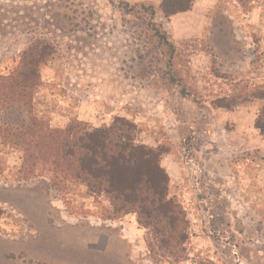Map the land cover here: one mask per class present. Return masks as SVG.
Listing matches in <instances>:
<instances>
[{
    "label": "rangeland",
    "instance_id": "rangeland-1",
    "mask_svg": "<svg viewBox=\"0 0 264 264\" xmlns=\"http://www.w3.org/2000/svg\"><path fill=\"white\" fill-rule=\"evenodd\" d=\"M43 46L32 114L0 103V264H264V0H0V78ZM33 117L134 123L186 213V257H155L105 194L26 174L1 130Z\"/></svg>",
    "mask_w": 264,
    "mask_h": 264
},
{
    "label": "trees",
    "instance_id": "trees-1",
    "mask_svg": "<svg viewBox=\"0 0 264 264\" xmlns=\"http://www.w3.org/2000/svg\"><path fill=\"white\" fill-rule=\"evenodd\" d=\"M171 9V14L181 11ZM47 49H28L13 74L0 78L2 108L16 104L32 114L33 93ZM256 128L264 136V106ZM1 131L4 139L22 151L26 174H32L41 162L52 168L58 185H80L89 194H105L113 205L114 217L137 213L139 224L149 231L146 243L155 257H168L177 263L186 257V213L168 199L169 178L160 164L162 153L136 143L134 123L116 118L109 127L91 128L77 121L65 129H53L48 122L33 117L28 124Z\"/></svg>",
    "mask_w": 264,
    "mask_h": 264
}]
</instances>
